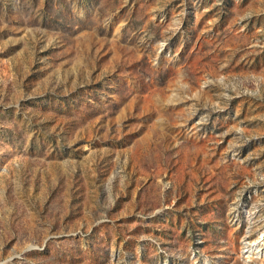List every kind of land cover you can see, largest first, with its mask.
Listing matches in <instances>:
<instances>
[{"label":"rangeland","instance_id":"rangeland-1","mask_svg":"<svg viewBox=\"0 0 264 264\" xmlns=\"http://www.w3.org/2000/svg\"><path fill=\"white\" fill-rule=\"evenodd\" d=\"M0 264H264V0H0Z\"/></svg>","mask_w":264,"mask_h":264}]
</instances>
